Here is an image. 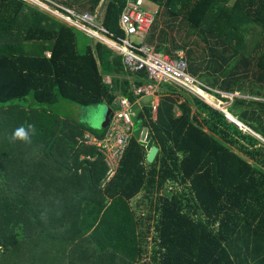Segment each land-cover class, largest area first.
I'll list each match as a JSON object with an SVG mask.
<instances>
[{
    "label": "trees",
    "instance_id": "trees-1",
    "mask_svg": "<svg viewBox=\"0 0 264 264\" xmlns=\"http://www.w3.org/2000/svg\"><path fill=\"white\" fill-rule=\"evenodd\" d=\"M59 1L124 35L125 0ZM148 1L184 8L190 27L186 38L171 37L178 31L153 18L145 42L171 57L182 48L188 72L229 102L224 109L243 127L168 82L157 85L153 116L133 92L144 70L127 71L105 44L27 0H0V250L16 256L26 243L32 261L35 234L48 237L57 223L73 237L92 226L89 264H264V0ZM118 94L149 140L132 134L100 185L104 155L82 133L102 137L109 122L92 127L65 103L113 108ZM18 128L30 140L13 139ZM143 190L149 200L155 192L147 211L130 212L127 200Z\"/></svg>",
    "mask_w": 264,
    "mask_h": 264
},
{
    "label": "built area",
    "instance_id": "built-area-1",
    "mask_svg": "<svg viewBox=\"0 0 264 264\" xmlns=\"http://www.w3.org/2000/svg\"><path fill=\"white\" fill-rule=\"evenodd\" d=\"M42 1L55 9L57 18L59 17L68 25L109 47L121 58L127 71L144 70L147 81L139 86L136 85L133 89V92L138 94L139 97L144 95L153 96L159 83L168 82L192 95L198 96L217 109H224L214 102L209 92L210 87L188 72L187 60L182 52L178 51L176 57H171L164 54V52L155 51L151 45L145 42V35L155 14V11L149 10L145 5V0H125V5L118 19V25L124 33L123 36L116 35L108 30L89 12H79L62 4L53 3L50 0ZM47 5L45 10L50 13L51 8ZM133 36L136 41L132 39ZM212 90L216 91L215 89ZM221 94L224 95L225 93ZM228 95L231 98V94ZM115 103L116 107L112 108L108 128L102 137H97L94 134L85 137V134H83L87 140L84 143L95 145L96 150L104 155L107 171L102 185L115 173L119 160L133 134L134 120L132 116L135 113L132 108V101L128 96L119 94L115 99ZM149 104L151 113L154 116L157 99H152ZM244 128H246L245 125ZM261 139L264 141L263 137Z\"/></svg>",
    "mask_w": 264,
    "mask_h": 264
},
{
    "label": "rangeland",
    "instance_id": "rangeland-1",
    "mask_svg": "<svg viewBox=\"0 0 264 264\" xmlns=\"http://www.w3.org/2000/svg\"><path fill=\"white\" fill-rule=\"evenodd\" d=\"M50 1L53 3L60 4L59 0H50ZM181 1L182 0H179L178 3L180 4ZM29 2L39 6L43 10H45L46 5H47L42 0H30ZM104 6H105V1H102V2H100L99 5H97L96 8H98L100 11V10H102V8H104ZM178 6L179 5H177V7ZM48 7H50V6H48ZM162 8H165V7H162ZM47 9H49V8H47ZM50 11H51L50 12L51 14L56 16L55 14H57V13H56L55 9L51 8ZM97 14L100 17V12H97ZM188 38H189L188 40L192 39V37L190 35L188 36ZM132 39L136 41V38L134 36ZM94 41L95 40L92 39L91 43H93ZM180 52H182V54H184V50H181ZM105 79L109 80V76L105 75ZM179 88L180 87H177V88L175 87L174 90H182ZM157 94L154 91L152 97L156 98V96H158ZM224 95L230 97V95H228V94H224ZM142 98H143L142 99L143 101H150L151 100V99H148L149 97H145V96H143ZM213 99H214V102L216 104H219V106H221L223 108H226L227 105L229 104V102L220 101L219 99H216L215 97ZM65 104H66V113L67 114H69L71 117L75 118L76 120H80V121H82V122H84V123H86L92 127H98L99 125H102L103 116L105 114L106 109L109 107V105L106 102H99V103L90 104V105H79V104H76L74 102H66ZM113 108H115V106H113ZM240 126L243 127V125H240ZM245 129L250 130L249 127H246ZM82 134H85V137H86V135H89V136L92 135V133L90 131H86V130ZM85 137L82 139L83 143L85 141H87L85 139ZM100 185H102V182H100ZM147 195H148V193L146 192V190H143L140 193H138L137 195H135L133 198L127 200V205L130 207V208L128 207L130 212L132 211V209L136 210V212H137V208L146 212L147 210H146L145 206L148 207L149 203L152 202V199L155 195V192L153 191L150 193L151 200L147 199V197H146ZM111 203H113L112 199H110L107 202L106 207H108L109 204H111ZM43 222L47 223V221H43ZM24 230H25V227H24ZM26 230H28V229L26 228ZM28 237L31 240V237L30 236H28ZM26 247H27L26 243L21 244L20 249H17L18 252L16 255H18V256L21 255V253L23 252V250ZM28 249H29V252L33 256H35L34 260L29 261L30 264H53L54 259L55 258L58 259L60 257V255L63 253V251L60 250V248H55V243L52 240V237H48L47 240H45V241H38L36 238V234L33 238L32 246H30ZM68 250H69V248H68ZM72 253L73 252L68 251L67 253L66 252L63 253V256L65 258L69 259V257L72 255ZM14 257H17V256H14L12 252H9L6 254L5 252H3V250H0V264H18L17 259H15ZM23 262H26V257H24Z\"/></svg>",
    "mask_w": 264,
    "mask_h": 264
},
{
    "label": "crops",
    "instance_id": "crops-1",
    "mask_svg": "<svg viewBox=\"0 0 264 264\" xmlns=\"http://www.w3.org/2000/svg\"><path fill=\"white\" fill-rule=\"evenodd\" d=\"M145 5L148 7L149 10L155 11L154 19L157 18L160 26L164 27V29H166L167 31H170L171 29L178 31V34H176V31H174V33H172V31H170L169 33H170L171 37L173 36V37L179 38V36H181L183 38H186L185 37L186 36L185 31L187 30V28L190 27V17L188 16V13L186 12V10L184 8H162V7L159 8L158 5H156L155 3L148 1V0H145ZM191 37H193V36H191ZM181 50H183V49L182 48L176 49V51H181ZM144 96L149 97L148 99H151V100L157 99V96H156V98H153L151 95H147V96L144 95ZM142 97L143 96L138 97L136 99L138 103L144 102L142 100L143 99ZM52 216H57V214L55 213L54 215H50V218ZM39 217L43 221H47V223H44V224H48V222L50 221V219L48 218L47 215H40ZM55 225H54L55 227H57V226L58 227L56 229H54V226H52L51 230L53 229L54 232L52 231L53 233L52 234L50 233V234H48L49 236L48 235L47 236L52 237V240L55 243V248H60V250H62L63 253H65V252L67 253L68 251L73 252V253L69 257V259L65 258L63 256V253H62L58 259H56V258L54 259L53 264H89L88 263V261H89L88 255L90 254V249L92 247V244L89 243V238L87 237V235L90 232V229L92 226H90L89 228L87 227V230L85 232H80V233H78V236L73 237V235L71 236V234H70L71 232H69V233L63 232V230H64L62 227L63 224L58 225L56 223ZM25 230H26V228H25ZM38 230H39V228H37V231ZM37 235H38V233L36 234V236ZM45 236H46V234H44V235L40 234L36 238L38 241H45L48 238ZM105 247H107V246H105ZM68 248H69V250H68ZM19 249H20V247H19ZM105 250H107V249L104 248L103 253L107 254V251H105ZM3 252H4V250H3ZM5 253L7 254L9 252H5ZM16 256L17 257H14V258L17 259L18 264L30 263L29 261L23 262L24 257H27L26 248L23 250L21 255H19V256L16 255Z\"/></svg>",
    "mask_w": 264,
    "mask_h": 264
},
{
    "label": "water",
    "instance_id": "water-1",
    "mask_svg": "<svg viewBox=\"0 0 264 264\" xmlns=\"http://www.w3.org/2000/svg\"><path fill=\"white\" fill-rule=\"evenodd\" d=\"M218 109L221 110L224 113V115H226V117H228L232 121L236 122L237 124H239V125L243 124L241 121H239L238 119L234 118L231 114H229L225 109H222V108H218ZM111 115H112V107L109 106L106 109L105 114L103 116L102 126L107 125ZM133 135L138 137L139 140L143 144H146V142L149 140V132L146 130L145 126H141L140 121H137L134 123ZM155 150H156L155 145H150V147L148 148L147 153H146V160L147 161L151 160Z\"/></svg>",
    "mask_w": 264,
    "mask_h": 264
},
{
    "label": "clouds",
    "instance_id": "clouds-1",
    "mask_svg": "<svg viewBox=\"0 0 264 264\" xmlns=\"http://www.w3.org/2000/svg\"><path fill=\"white\" fill-rule=\"evenodd\" d=\"M13 139H20L23 141H28L30 140V136L27 132L23 130V128H18L14 133H13Z\"/></svg>",
    "mask_w": 264,
    "mask_h": 264
}]
</instances>
